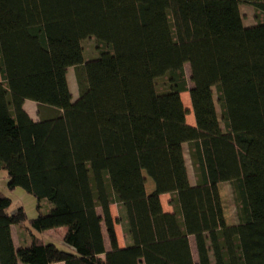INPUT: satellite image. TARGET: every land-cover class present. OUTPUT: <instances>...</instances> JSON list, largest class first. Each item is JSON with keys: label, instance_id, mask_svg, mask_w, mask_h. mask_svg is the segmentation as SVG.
Segmentation results:
<instances>
[{"label": "trees", "instance_id": "1", "mask_svg": "<svg viewBox=\"0 0 264 264\" xmlns=\"http://www.w3.org/2000/svg\"><path fill=\"white\" fill-rule=\"evenodd\" d=\"M237 1L254 23L236 28L231 0H0V170L37 199L29 218L0 190V264H264V0ZM58 227L71 251L46 242Z\"/></svg>", "mask_w": 264, "mask_h": 264}, {"label": "rangeland", "instance_id": "2", "mask_svg": "<svg viewBox=\"0 0 264 264\" xmlns=\"http://www.w3.org/2000/svg\"><path fill=\"white\" fill-rule=\"evenodd\" d=\"M231 12L234 15V26L236 28H242L243 26L252 24L255 22V8L253 5L247 4V3H240L237 0H231ZM85 46V52H84V57L85 60H89L95 57L96 51H95V41L92 38H87L83 42ZM186 73H187V78L189 80V85L192 86V82L190 80V64L186 63L184 66ZM68 82L70 86V90L72 94L74 95V99L77 97V83L75 79V71L74 67H70L68 71ZM150 89L151 92H154V86L152 80H150ZM183 103L185 107L189 109L188 114L186 115L187 122L189 124L194 125L195 120H194V114L192 112V106L190 102V97L188 92H184L182 96ZM24 108L25 110L32 116L34 119H39L40 115H44L49 113L50 109H43L39 113V104L35 100L32 99H25L24 101ZM177 152H178V157L180 161V167L182 170V175L184 177L185 182L188 183H193L194 178H193V167L191 165V162L189 160V156L187 154V144L186 143H181L177 145ZM147 178V183H146V189L148 192H151L154 189V183L151 180L150 177ZM30 182L29 178L27 175H18L12 178L11 182L9 178L7 177V173L4 170H0V190L3 192L4 195L9 197L11 199V205L8 209V212L14 213L19 207H23L24 210L26 211L27 215L29 218H34L37 215V199L31 194L29 190ZM219 190H220V195L223 203V208H224V216L227 224H231L233 222V216H232V208L229 207L228 201V190L226 187L225 183H220L219 184ZM170 196L168 193L162 194L161 196V201L163 204V207L166 211H171V205L169 204ZM111 213L113 217H118L119 216V209L118 205L116 203H113L110 206ZM98 212L102 214L101 209H98ZM101 229H102V234H103V239L105 242V248L110 249V238L108 234V229L106 226V223L104 219L101 221ZM65 227H58L54 229H50L44 232L45 235V240L46 242H53L55 243L58 248L71 251L70 248L63 244L61 241V237L63 236V233L65 232ZM115 231L117 234V239L118 243L120 246H124L125 241H124V231L121 223L116 222L115 223ZM11 233L14 236L15 243L18 245L19 243V234L17 227L13 225V229H11ZM190 244H191V249L193 253V256L195 255L196 257L194 260L198 262V255L196 251V244L194 240V236L190 235ZM21 264V263H20ZM63 264V263H60ZM143 264V263H142Z\"/></svg>", "mask_w": 264, "mask_h": 264}, {"label": "crops", "instance_id": "3", "mask_svg": "<svg viewBox=\"0 0 264 264\" xmlns=\"http://www.w3.org/2000/svg\"><path fill=\"white\" fill-rule=\"evenodd\" d=\"M182 96H183V93H182ZM161 196H162V195H161ZM11 229H13V225L11 226ZM12 238H13L14 244L16 245L13 234H12ZM104 244H105V242H104ZM106 250H109V249L106 248ZM60 263H62V262H56L55 264H60ZM19 264H20V263H19ZM21 264H22V263H21Z\"/></svg>", "mask_w": 264, "mask_h": 264}, {"label": "bare ground", "instance_id": "4", "mask_svg": "<svg viewBox=\"0 0 264 264\" xmlns=\"http://www.w3.org/2000/svg\"><path fill=\"white\" fill-rule=\"evenodd\" d=\"M185 103V102H184ZM192 252H194V251H192ZM196 256L194 255V258H195Z\"/></svg>", "mask_w": 264, "mask_h": 264}]
</instances>
